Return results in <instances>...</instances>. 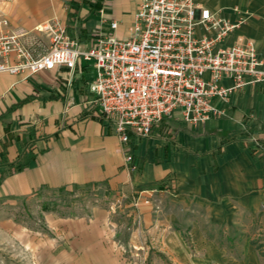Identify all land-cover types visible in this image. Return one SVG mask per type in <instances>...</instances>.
I'll return each mask as SVG.
<instances>
[{"label":"crops","instance_id":"obj_1","mask_svg":"<svg viewBox=\"0 0 264 264\" xmlns=\"http://www.w3.org/2000/svg\"><path fill=\"white\" fill-rule=\"evenodd\" d=\"M95 1L9 0L0 13L10 31L32 30L57 17L71 36L87 42L103 17L107 21L102 29L114 19L116 35L125 37L138 0H101L100 10L92 7ZM195 1L231 19L236 17L234 8L246 12V22L233 29L223 45L252 39L264 62V0ZM94 75L93 67L82 61L70 82L64 67L32 75L0 73V202L29 197L45 186L91 183L129 195L147 224L152 216L146 218L150 206L142 199L163 194L182 212L196 213L190 231L195 252L172 228V218L162 221L153 215L146 234L166 262L153 259L152 264H233L235 256L222 245L221 231L243 228V217H264V86H245L232 93L227 104L218 101L216 107L225 113L204 123L165 117L149 136L132 137V169L113 130L86 109L87 86ZM245 126L248 135L241 133ZM252 136L261 148L254 147ZM51 225L52 238L28 242L37 256L35 264H124L111 245L101 210L89 220L59 218ZM236 248L244 264H261L259 250L250 241Z\"/></svg>","mask_w":264,"mask_h":264},{"label":"built area","instance_id":"obj_2","mask_svg":"<svg viewBox=\"0 0 264 264\" xmlns=\"http://www.w3.org/2000/svg\"><path fill=\"white\" fill-rule=\"evenodd\" d=\"M233 11L235 19L195 0H138L125 37L116 35L114 19L102 29L107 21L102 17L87 42L71 36L57 17L32 30L10 31L0 15V73L32 75L64 67L70 82L78 63L89 64L95 75L86 109L113 130L133 169L132 137L149 136L165 117L204 123L225 113L218 101L227 104L245 86H264V62L254 41L223 45L247 20L246 12ZM250 141L261 148L255 136Z\"/></svg>","mask_w":264,"mask_h":264},{"label":"rangeland","instance_id":"obj_3","mask_svg":"<svg viewBox=\"0 0 264 264\" xmlns=\"http://www.w3.org/2000/svg\"><path fill=\"white\" fill-rule=\"evenodd\" d=\"M7 1L9 0H0V8H5ZM43 41L47 43L48 39L43 37ZM142 201L150 206L147 219L149 215L153 219V215H159L162 221L172 218L168 221L172 223V228L180 231L186 245L195 252V242L192 241L190 233L194 226L191 223L194 220L197 221L194 211L182 212L179 204L170 202L171 200L165 198L163 194L142 199ZM138 205L132 204V198L129 195L126 197L91 183L83 186L64 185L57 188L45 186L29 197L2 201L0 202V264H35L37 256L33 255L28 244L40 237L46 240L52 238L54 228L51 224L54 221L59 218L89 220L98 210L105 213L111 245L120 255L122 263L152 264L153 259L157 261L162 259L165 263V259L160 255L161 249L150 242L146 234L149 231L148 224L154 222L151 221V217L147 224L142 221L143 215L138 211ZM262 218L264 217L261 215L243 217L242 220H245L243 228L221 231L222 245L226 246L227 250L228 247L231 248L230 252L235 256L233 264L245 263V259H242L240 254L236 255V247H242L246 241H250L254 249L259 250L262 257L261 264H264V220ZM169 262L167 264H176ZM195 262V260H188L187 264H195Z\"/></svg>","mask_w":264,"mask_h":264},{"label":"trees","instance_id":"obj_4","mask_svg":"<svg viewBox=\"0 0 264 264\" xmlns=\"http://www.w3.org/2000/svg\"><path fill=\"white\" fill-rule=\"evenodd\" d=\"M91 5H92V7L95 10H100L101 9V6H102L101 0H96L94 3H91ZM241 133L247 134V135L250 134L248 127L245 126Z\"/></svg>","mask_w":264,"mask_h":264}]
</instances>
